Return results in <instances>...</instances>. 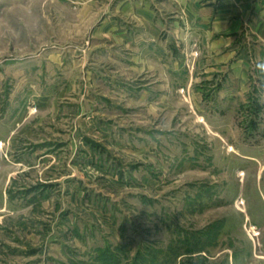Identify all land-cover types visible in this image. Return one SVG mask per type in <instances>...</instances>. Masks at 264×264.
Here are the masks:
<instances>
[{
  "label": "rangeland",
  "instance_id": "obj_1",
  "mask_svg": "<svg viewBox=\"0 0 264 264\" xmlns=\"http://www.w3.org/2000/svg\"><path fill=\"white\" fill-rule=\"evenodd\" d=\"M107 7L0 0V264H264V67L128 69Z\"/></svg>",
  "mask_w": 264,
  "mask_h": 264
},
{
  "label": "crops",
  "instance_id": "obj_2",
  "mask_svg": "<svg viewBox=\"0 0 264 264\" xmlns=\"http://www.w3.org/2000/svg\"><path fill=\"white\" fill-rule=\"evenodd\" d=\"M86 1L94 3L101 0ZM107 2L113 4V7H107L102 12L107 19L134 23L133 32L125 29L108 33L115 42L110 45H119L125 50L128 69L143 70L151 61L160 68L165 67L167 71L177 70L182 67L184 56L198 53L210 74L218 77L220 84L216 94L219 98H232L239 97L244 91L248 69L264 67V0ZM124 27H127L126 24ZM226 73L229 79L224 76ZM107 76L109 84H120L117 88L123 98H129L133 88L131 86L138 85L134 78L123 77L121 74ZM220 76L227 81L222 83ZM138 91L139 98H156L145 90ZM83 112L79 109L77 115L83 117ZM100 116L94 115L93 121L99 122ZM94 122L90 124L94 126Z\"/></svg>",
  "mask_w": 264,
  "mask_h": 264
}]
</instances>
